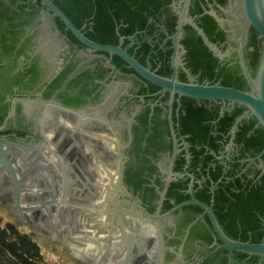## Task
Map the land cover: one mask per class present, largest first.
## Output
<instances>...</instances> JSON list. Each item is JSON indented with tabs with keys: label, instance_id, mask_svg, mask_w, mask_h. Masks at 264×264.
Here are the masks:
<instances>
[{
	"label": "flooded vegetation",
	"instance_id": "flooded-vegetation-1",
	"mask_svg": "<svg viewBox=\"0 0 264 264\" xmlns=\"http://www.w3.org/2000/svg\"><path fill=\"white\" fill-rule=\"evenodd\" d=\"M49 1L87 41L120 48L157 76L168 79L175 76L184 84L191 79L199 85H219V78L208 79L201 72L210 69L212 60H216L218 68L237 65L240 71L238 50L250 76H255L258 61L253 75L250 62L254 47L261 52V40L246 21L241 0H135L133 18L121 17L118 21L113 18V25H104L98 29L99 34L94 31L93 15L68 18L53 0ZM49 13L40 0H0V145L8 144L17 152L12 167L19 181L28 179L26 169L30 165L42 169L51 166L57 173L53 183L42 182L39 177L33 181L32 198L43 202L56 200L50 206L54 219L47 225H36L33 219L24 217L32 213L39 217L43 212L38 207L33 212H19L14 206L16 191L12 177L0 166V208L5 214L19 227L33 231L26 234L31 241L35 234L57 243L74 264H264V258L216 250L223 242L213 230L206 211L194 204L178 208L186 202L198 201L195 193L207 178L201 174L200 161L191 167L193 156L189 149L200 148L188 143V136H181L178 124L173 122V117L179 116L184 97L170 98L167 93L160 94L158 88L151 92L152 85L120 58L84 46ZM193 26L202 31L221 58L205 46ZM252 39L254 46L250 44ZM217 69L213 72L217 73ZM163 71L167 76L161 75ZM220 103L222 112L234 108ZM162 122H166L167 134H163ZM155 132L163 134L169 148L156 153L154 158L146 153V140ZM229 135V141L217 154L210 153L223 167L216 182L220 183L236 163L243 167L236 171L235 177L249 170L247 178L252 180L259 171L257 180L264 174L262 152L254 158H241V146L233 143L231 132ZM157 141L153 144L158 145ZM8 159L11 162L10 156ZM180 159L183 164L178 165ZM65 165L72 167L66 173L70 179L77 178L83 189L75 184L68 188L64 181L68 177L64 175ZM150 167L156 171H150ZM120 169L121 176L117 173ZM139 172L147 184L136 190L135 174ZM110 177L113 184L120 179L121 186L114 190ZM178 180L187 181L183 194L188 199L176 204L166 195L169 185ZM99 181L116 193L114 200L119 201L121 195L122 200L135 203L136 215H141L139 210L143 209L158 219L151 224L128 219L130 223L123 226L128 242L119 228L112 231L109 239L110 229L101 228L97 221L101 214L102 226L111 223L107 213L109 207L113 209L110 206L113 194L109 203L102 204L108 192L101 195L96 191ZM145 188H153L152 196ZM213 190L214 184L209 190V203L198 202L208 206L216 219L212 210ZM98 195H101L98 203L102 204L99 209ZM70 197L72 207L65 203ZM130 208L126 203L120 204L125 214ZM230 217L233 225L226 226L227 229L216 220L227 239L243 244L264 243V225L257 231L252 229L250 210L235 209ZM68 234L75 241L66 239ZM84 237L104 238L93 245L91 257L81 250L87 245L76 241ZM61 241L67 242L71 251L64 249Z\"/></svg>",
	"mask_w": 264,
	"mask_h": 264
},
{
	"label": "trees",
	"instance_id": "trees-1",
	"mask_svg": "<svg viewBox=\"0 0 264 264\" xmlns=\"http://www.w3.org/2000/svg\"><path fill=\"white\" fill-rule=\"evenodd\" d=\"M59 9L66 14L68 18L93 15L94 31L99 34V30L105 26L113 25V18L118 21L121 17H134L133 5L135 0H53ZM78 23H76L77 25ZM253 40V39H252ZM254 46V40L250 42ZM253 60L250 62L252 75L255 72L257 61L259 60V48L254 47ZM216 60L210 63V69L202 71V76L211 79L216 77L220 80V86L233 88L239 91H248V86L241 76L238 66L228 69L218 68ZM217 69V73L213 72ZM126 72H130L126 70ZM162 76H167L165 71L161 72ZM201 81V80H200ZM215 82V81H213ZM212 82V84H213ZM150 91H155L157 88L149 86ZM159 110H156L157 115ZM221 112V103L214 101H200L196 103L191 99H181V107L178 118L173 117V122L178 124V131L181 136L187 135L186 141L199 150L191 147L189 153L193 156L191 159V167L200 161L201 174L207 176L205 181L201 183L200 188L197 189L195 196L196 200L203 203H209L211 194L210 187L214 184L213 190V204L212 210L216 217L218 224L222 228L233 225L230 214H233L235 209H247L251 211L252 229L257 231L264 225V174L257 180L259 171L255 172L254 178L249 180L247 175L250 173L247 170L240 177L236 176V171L241 170L243 166L235 164L231 171H227L220 183L216 181L222 175L223 167L218 165V161L214 159L212 154H217L221 146L229 141L231 129L236 119H238L244 112L242 107L234 105L230 111ZM256 120L251 117L249 119L241 120L236 127L234 133L233 143L240 145V157L245 158L249 156L254 158L264 150V131L261 127L256 126ZM163 127V134H167L166 122L161 123ZM163 134L159 135L155 132L150 134V138L146 140V153L152 157H156V153H164L169 148L165 146ZM159 140V141H157ZM157 141L158 145L153 142ZM163 141V142H162ZM212 153V154H210ZM200 156V159H199ZM264 160V153L261 156ZM214 164V168L210 164ZM183 164V159L178 161V165ZM206 169L207 171H203ZM155 170L150 167V171ZM142 173H136L135 189L140 190L147 180L142 178ZM225 178H232L227 180ZM157 186L159 182H156ZM187 181L178 180L167 189V198L173 199L176 204H179L188 199L183 191L186 189ZM197 187V186H195ZM153 188H145V192L152 196ZM145 193V194H146ZM168 207H170L168 205ZM189 208L198 209L196 206H188ZM226 209V211H224ZM258 214V216L256 215ZM242 223V222H240ZM9 232L18 241L17 245L6 247L7 251L11 252L19 261L20 264H33L30 260H39L40 252L38 247L28 239L26 235L19 234L13 227L8 226ZM9 236L6 231L0 229V242L4 245V239ZM18 252L24 253L29 259L18 255Z\"/></svg>",
	"mask_w": 264,
	"mask_h": 264
},
{
	"label": "water",
	"instance_id": "water-1",
	"mask_svg": "<svg viewBox=\"0 0 264 264\" xmlns=\"http://www.w3.org/2000/svg\"><path fill=\"white\" fill-rule=\"evenodd\" d=\"M42 4L48 8L50 13L48 14L51 17L59 19L62 24L65 26V29L68 30L76 39L83 44L84 46L98 52H103L108 54L109 56L115 55L118 58H120L136 75H138L142 80H144L146 83L155 86L159 89L160 94L167 93L170 98H172L174 95H177L179 98L184 97L188 99L198 100V101H218L222 103L228 104L231 108L234 105H237L238 107H242L244 109L243 114L235 120L234 125L231 129V135L233 136L237 124L244 119H249L253 117L256 120L257 125L262 128L264 131V0H241L243 13L245 15L246 21L253 27L255 32L258 35V38L261 40V46L262 50L260 52V57L258 60V66L255 72V76L252 78L249 74V71L247 70L245 63L242 58L241 51L238 50L237 57L239 59V66L241 74L248 86V91H239L233 88L228 87H222L219 85H204V84H196L193 83L191 79H189V83L184 84L177 81L176 77L173 76L172 78H163L160 76H157L156 74L150 72L149 70L141 67L138 63H136L129 55H127L124 51H122L120 48L115 47H107V46H99L95 45L89 41H87L67 20V18L58 10L56 9L51 1L49 0H40ZM195 31L198 33V35L202 38L203 43L205 46L216 56L217 58H221L219 56L217 50L214 46H212L206 39V37L203 35L202 31L198 29L197 27L193 26ZM179 34V28L177 30ZM222 111L220 112V115H222ZM29 151V150H28ZM31 152V151H29ZM50 152V151H49ZM51 153V152H50ZM264 153V150L261 154ZM40 154V153H39ZM8 156L11 157V162L8 159ZM31 160L32 158L29 157ZM17 159V152L11 150L9 148L8 144H1L0 145V166L4 167L6 171L9 173V175L12 177L14 187H15V195H14V206L18 209L19 212H25L30 211L33 212L35 207H38V210L42 211L43 213H40L39 217H37V213H32L29 215V217H24L28 220H34V223L36 225L49 224V221H52L54 219V209L53 207H50L51 204L56 203L55 199H51L50 201H41L40 199H34L31 197L30 189L32 187L33 181L39 177L42 178V182L46 180V182L53 183L52 179L57 178V173L54 170V167L47 166L41 167V172L37 174V169L35 171H31L28 168L27 176L28 179H24L25 181L22 182L17 180L15 176V170L12 167V163L14 164L15 160ZM13 160V161H12ZM31 163V162H30ZM29 163V164H30ZM38 163V162H37ZM17 165V163H16ZM58 165H60L58 163ZM61 166V165H60ZM35 167V166H34ZM59 171L62 173V168L59 167ZM118 175L121 176L122 170L120 169L118 172ZM34 178V179H33ZM110 185L115 190L116 188H119L121 186L120 179L117 181L116 184H113V178L110 177ZM68 186V185H67ZM96 191H99L102 195L103 191L108 192L106 196L104 197V202H110L109 198L110 195L113 194L112 200L110 203V206L113 207V209H110L107 213L108 217L111 219V223L108 225H103L102 223L104 221L103 216L98 217V225L101 228H109L110 231L108 233V238L112 237V231L116 228H119L121 231V236L128 242V237H126V233L124 230V223L129 224L130 221L128 219H133L134 221H140L145 224H151L153 223L158 217L149 215L145 210H139L140 214L142 215H136L133 212L134 207L136 206L135 203H131L127 200H122L123 197L119 196V201L114 200L116 198V193L111 191V188L106 187L104 185L103 181H99L96 187ZM29 192V193H28ZM28 193V194H27ZM23 194V197L21 195ZM27 194V195H26ZM26 195V196H25ZM101 195H98V199H96L97 208L99 209L102 204L98 203ZM4 202V201H3ZM5 203V202H4ZM126 203L131 206V208L128 210V212H123L120 210V204ZM186 204H194L206 211L208 214L210 224L215 231V233L218 235V237L222 240L223 245L217 246L216 250L224 249L228 251V254L232 251L244 253L251 256H257L260 258H264V243L262 244H243L238 242H233L229 239H227L222 232L219 229V226L216 222V219L214 218L211 209L198 202V201H191L186 202L184 204H181L178 206L182 207ZM20 206H23L22 208ZM21 218V216H20ZM132 220V221H133ZM114 222V223H113ZM27 224H29L26 221ZM96 223V224H97ZM31 225V224H29ZM32 226V225H31ZM74 237H70L68 234L66 239H69V241H75L72 239ZM116 238V237H115ZM104 238L99 237V239L91 240L88 238H79L76 239L77 242H81L88 247V249L85 247L81 250L85 251V256L91 257V253L94 254V247L93 245H98ZM106 240V239H105ZM62 247L66 250L71 251L70 245L67 244V242H60ZM66 243V244H64ZM215 250V251H216Z\"/></svg>",
	"mask_w": 264,
	"mask_h": 264
},
{
	"label": "rangeland",
	"instance_id": "rangeland-1",
	"mask_svg": "<svg viewBox=\"0 0 264 264\" xmlns=\"http://www.w3.org/2000/svg\"><path fill=\"white\" fill-rule=\"evenodd\" d=\"M8 226L13 227L19 234L26 235L23 232L21 227L12 221L5 212L0 208V229L6 231L9 235L4 239V245L0 242V264H20V261L12 255L11 252L7 251L6 247H11V245H17L18 241L13 237L12 233L9 232ZM31 241V238L27 236ZM32 243H34L32 241ZM35 244V243H34ZM37 246V244H35ZM45 246V247H44ZM39 252L43 255H40L39 260H30L27 255L24 253L18 252V255L24 256L26 259H29L33 264H74L69 257L59 248L54 246L44 245ZM42 256V257H41Z\"/></svg>",
	"mask_w": 264,
	"mask_h": 264
},
{
	"label": "crops",
	"instance_id": "crops-1",
	"mask_svg": "<svg viewBox=\"0 0 264 264\" xmlns=\"http://www.w3.org/2000/svg\"><path fill=\"white\" fill-rule=\"evenodd\" d=\"M46 153H44V155H45ZM29 170H31V171H35L36 170V168L37 167H34V166H28L27 167ZM42 168V167H41ZM41 168H38V171L41 169ZM70 168H72V167H70L69 165H65L64 166V175H66L67 173H66V171H70ZM78 169H79V166L77 167ZM85 168V167H84ZM37 171V174H39V172ZM80 172V171H79ZM67 179H65L64 181H67V185H68V188L70 187L71 188V186L73 185V184H75V185H78V179L77 178H75V179H70V175H68L67 174ZM79 186V185H78ZM80 187V189H83V187L82 186H79ZM79 189V188H78ZM72 200H73V197L71 198H68L66 201H65V203H66V205H72L71 203H72ZM70 207H72V206H70ZM81 222V221H80ZM83 226V225H82ZM21 229L23 230V232L24 233H26V234H31V232H33L31 229H28V228H26V227H21ZM32 240H33V242L35 243V244H37V246L39 247V249L41 250L42 249V246H44V245H48V246H54V247H59V245L57 244V243H52L50 240H48V241H46V239H44L43 237H40L39 235H35V234H33V236H32ZM45 247V246H44ZM41 252V251H40ZM40 255H43L42 253H40ZM42 257V256H41Z\"/></svg>",
	"mask_w": 264,
	"mask_h": 264
}]
</instances>
